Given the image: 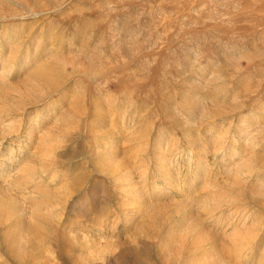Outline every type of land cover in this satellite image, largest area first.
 <instances>
[{
	"label": "rangeland",
	"instance_id": "1",
	"mask_svg": "<svg viewBox=\"0 0 264 264\" xmlns=\"http://www.w3.org/2000/svg\"><path fill=\"white\" fill-rule=\"evenodd\" d=\"M6 61L0 198L43 234L1 220L0 264H264V0H0Z\"/></svg>",
	"mask_w": 264,
	"mask_h": 264
},
{
	"label": "bare ground",
	"instance_id": "2",
	"mask_svg": "<svg viewBox=\"0 0 264 264\" xmlns=\"http://www.w3.org/2000/svg\"><path fill=\"white\" fill-rule=\"evenodd\" d=\"M44 3V2H43ZM3 64H5V67H3V68H1V70H0V74H1V76L3 77H5L6 76V74L8 73V68H6V67H8L9 66V62H7L6 61V63H3ZM8 64V65H7ZM58 74V73H57ZM31 79H32V81H40L41 83H45V85L46 86H48V85H50V86H54L55 84H56V81H57V79H56V73L52 70V69H50V67H48L47 65L46 66H42V67H40L39 66V68L37 69V70H35V72L34 73H32L31 74ZM46 88V87H45ZM4 88L3 87H1L0 86V99H5V94L4 95H2L3 93H2V90H3ZM49 111V110H48ZM47 111V112H48ZM32 114V116L30 115V119H29V121H28V123H27V130H25V131H28V130H30L32 127H34V123H35V120L37 119V118H40V115H38V116H36L37 114L36 113H31ZM43 114V113H42ZM194 115V114H193ZM42 116V118H43V115H41ZM37 117V118H36ZM68 120V119H67ZM152 120V119H151ZM38 121V120H37ZM91 122V121H90ZM93 122V121H92ZM106 122V121H105ZM97 123V122H96ZM99 123V122H98ZM143 123V122H142ZM100 124V123H99ZM90 125H92V124H90ZM97 125V124H96ZM193 125H194V123H193ZM104 126H106V124L104 125ZM144 127V126H143ZM97 128V127H96ZM98 128H100L99 127V125H98ZM97 128V129H98ZM109 128V127H108ZM34 129V128H33ZM96 129V130H97ZM32 130V129H31ZM99 130V129H98ZM98 130H97V132H98ZM100 130H102V129H100ZM103 130H104V128H103ZM92 131V130H91ZM31 132V131H30ZM67 132V131H66ZM109 132V131H108ZM99 133V132H98ZM103 133V132H102ZM65 134V133H64ZM91 134V133H90ZM199 134V133H198ZM68 135V134H67ZM117 135V134H116ZM104 136H105V134H104ZM99 137H101V136H99ZM161 137V136H160ZM108 138V136L106 135V139ZM44 139V138H43ZM199 139V138H198ZM67 140H65V142H66ZM101 141V140H100ZM65 142H63L62 141V144L64 143L65 144ZM104 143H105V141H104ZM102 145V144H101ZM100 145V146H101ZM105 146H106V144H104ZM145 145V144H144ZM93 148V147H92ZM104 148V147H103ZM166 153V152H165ZM169 153V152H168ZM201 152H199V154H200ZM162 154V153H161ZM166 155V154H165ZM171 155V154H170ZM205 159V158H204ZM115 159H113V161H114ZM119 161V160H118ZM112 162V161H111ZM106 163H107V161H106ZM113 163V162H112ZM122 164H123V162H121ZM158 163H160V168H161V173H162V176H161V182H160V184L159 185H157L158 184V181H156L157 182V184H154L153 183V193L154 194H157V193H159V192H161V191H166V190H168L167 189V187H171V186H169V184H171V180H173L172 179V164H171V162H170V160H169V156L167 157V156H162L161 158H159V160H158ZM107 164H109V162L107 163ZM106 164V165H107ZM126 164H128V163H126ZM110 165H111V163H110ZM114 165V164H113ZM113 167V166H112ZM119 167H122V166H120V165H118V168ZM158 167V166H157ZM107 168H108V166H107ZM116 168H117V166L115 167V168H112V170H116ZM127 169V167H124V169ZM35 169V168H34ZM109 169V168H108ZM110 169H111V167H110ZM158 169V168H157ZM128 170V169H127ZM127 170H126V174H127ZM32 172H31V176H30V178H31V180H32V178H34L35 176V171L32 169L31 170ZM109 172V171H108ZM120 172H123V170L121 171V169H120ZM129 172V171H128ZM177 172V171H176ZM4 174H5V172H4ZM118 174V173H117ZM123 174H124V172H123ZM121 175V174H120ZM113 176V175H112ZM117 176V175H116ZM125 176V175H124ZM128 176V175H127ZM123 178V179H122ZM121 178V180H124V177H122ZM116 179H118V177L116 178ZM126 179V178H125ZM186 179V178H185ZM127 180V179H126ZM129 181H131V180H129ZM176 181V180H175ZM42 182V181H41ZM178 182V181H177ZM38 183H39V181H38ZM37 183V180H35V186H39V184ZM80 183V182H79ZM180 183V182H179ZM74 185V184H73ZM78 185V183H76V186ZM173 186V185H172ZM75 187V186H74ZM69 188V187H68ZM79 188V186L76 188V189H78ZM131 189H130V191L128 192V194L126 195V197H128V198H134V199H138V197H140V195L138 194V193H135V191H137V189L139 188L138 186H133V187H130ZM75 188H73V190H74ZM170 189H172V188H170ZM169 189V190H170ZM175 189V188H174ZM69 190H70V188H69ZM73 190H72V193H73ZM127 190V189H126ZM66 191H68V189L66 190ZM71 191V190H70ZM92 191V190H91ZM69 192V191H68ZM68 192H66V193H68ZM71 193V192H70ZM94 195V194H93ZM122 195V194H121ZM1 196V195H0ZM123 196L124 195H122V197L121 198H118L119 199V205H120V208L121 209H124V212H123V219H124V221L126 222L127 220H129V216H128V213H127V210H129V208L128 207H126V205L128 204V203H126L125 202V199L123 200ZM132 196V197H131ZM136 197V198H135ZM78 198V197H77ZM87 198V197H86ZM88 199V198H87ZM133 200V199H132ZM141 200L143 201V203H144V205H143V207L142 208H146V203H145V200H144V198H141ZM76 201V200H75ZM122 201H124V202H122ZM149 201V200H148ZM118 202V201H117ZM131 202H133V201H131ZM140 202V201H139ZM134 203V202H133ZM77 204V203H76ZM72 206H73V203H72ZM84 207V206H83ZM34 208H35V210H38V205H36L35 204V206H34ZM64 208V207H63ZM131 209V208H130ZM62 210V209H61ZM138 210V209H137ZM144 210V209H143ZM150 210H151V213H153V214H157L158 212H160V208H150ZM130 211V210H129ZM150 212V211H149ZM131 215V214H130ZM18 216H20V209H19V207L18 206H12V204H10V203H6L5 201H3L1 198H0V221L1 220H6V219H10V220H14L15 221V223H17V225H18V229L15 231V232H9V231H7V232H5V234H4V237H3V243H5L6 245H7V247L10 249V252H11V254L13 255V257H21V256H24L25 254H26V252L27 251H29V250H33V249H35L36 248V246H37V244H39L40 243V237L42 236V234L43 233H41L40 231H39V225H38V223L39 222H37L38 220H37V218L36 217H34V216H32L30 219H31V221H25V220H20V219H18ZM151 217V216H150ZM94 219V218H93ZM99 220V219H98ZM153 221H154V219H153ZM125 226V225H124ZM98 245V244H97Z\"/></svg>",
	"mask_w": 264,
	"mask_h": 264
}]
</instances>
